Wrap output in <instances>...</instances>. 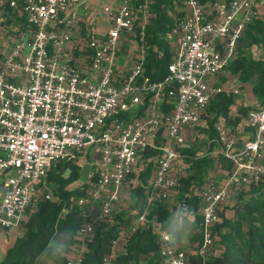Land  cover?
<instances>
[{
	"label": "built area",
	"instance_id": "2783aa9c",
	"mask_svg": "<svg viewBox=\"0 0 264 264\" xmlns=\"http://www.w3.org/2000/svg\"><path fill=\"white\" fill-rule=\"evenodd\" d=\"M88 1L0 0V228L19 227L40 191L53 197L48 175L58 161L92 147L96 168L77 198L78 236L89 234L110 216L143 151L157 147L162 152L136 222L161 234L157 214L149 213L181 184L179 146L225 90L211 78L235 56L258 0H215L210 11L200 0H184L187 13L171 28L174 53L159 79L146 72L144 43L131 62L119 60L137 28L144 40L151 0L104 2L99 16L83 20ZM249 125L245 136L217 125L218 150L232 166L202 190L195 248L202 258L211 253L214 224L231 192L264 188V104L251 110ZM87 249L69 255L68 264H82ZM163 252V264L189 263L182 246ZM109 263L105 256L101 264Z\"/></svg>",
	"mask_w": 264,
	"mask_h": 264
},
{
	"label": "trees",
	"instance_id": "16d2710c",
	"mask_svg": "<svg viewBox=\"0 0 264 264\" xmlns=\"http://www.w3.org/2000/svg\"><path fill=\"white\" fill-rule=\"evenodd\" d=\"M200 1L207 8L211 7L215 0ZM150 6L152 15L146 25L144 40L139 39V28L137 33L131 36L137 37L136 42L139 45L144 43L146 72L152 78L159 79L168 72V63L174 53V46L169 39L171 28L184 18L187 9L184 0H152ZM254 47L261 53L257 54ZM262 52H264V16L255 14L244 29L237 52L227 68L237 74L242 82L252 84V90L260 102L256 105L240 106L239 114L233 116L235 92L226 89L219 92L202 114V119L205 117L207 123L201 128L208 133L204 146L207 143L208 147L199 152L203 146H190L186 140L179 146L180 156L188 165L187 172L180 175L181 184L177 188V194L180 196L181 204L189 206L195 214L197 229L189 240L195 244V247L202 237L199 229L202 222L200 208L202 190L208 182V175L216 168L217 160L225 171L230 170L232 166L231 160L218 150L219 142L216 139L220 136V131L217 125L222 122L228 127L229 132L232 131L237 135H239L238 130H250L251 110L264 104V53ZM146 105L141 106V112ZM158 141L162 143V137H159ZM161 152L162 150L157 147L145 149L141 157L145 165L138 173L134 169L135 166L128 172L126 180L135 176L138 179V183L131 189L135 199L130 202L128 208L111 212L110 219L95 223L94 233L88 241V249L84 252L82 264H101L105 256L113 254L114 244L122 235L126 237L125 250L117 254L114 264H163L164 252L161 250L160 232L154 229L151 223L140 225L136 222L145 207L147 189L157 167L156 157ZM78 160V156L60 160L49 171L48 183L53 184V197L47 198L43 191L39 192L27 210V218L19 226L21 232L6 250L0 264H38L39 261L47 259L45 248L50 240L55 241L61 234L72 233L74 238L68 257L56 261V264H68L70 252L78 240V231L83 221L82 207L77 203V198L90 183V181L79 182ZM238 194L242 204L239 203L234 207V215L226 214L225 205L220 209V219L214 224V244L218 241L221 251L211 252L206 258L194 253L191 259L196 264H264V188L252 184L248 190L240 191ZM169 199L170 197L155 203L149 213L150 217L154 213L157 214L162 229L170 214L176 210L175 206L170 205Z\"/></svg>",
	"mask_w": 264,
	"mask_h": 264
},
{
	"label": "rangeland",
	"instance_id": "374dc122",
	"mask_svg": "<svg viewBox=\"0 0 264 264\" xmlns=\"http://www.w3.org/2000/svg\"><path fill=\"white\" fill-rule=\"evenodd\" d=\"M111 0H101V5H103L104 2H109ZM152 2V0H151ZM94 8L91 9V11H97V7L98 5H93ZM207 10L210 11V7H207ZM255 10H256V14H260L262 16H264V0H258L256 5H255ZM169 39L171 41V44L174 46V39L172 37L171 34H169ZM127 41V42H126ZM126 46V48H125ZM122 56L119 60L122 63L124 60L127 62H131L130 60L132 59V56H136V53L139 52V47H141V45H139L138 42H129L128 40H125L123 46H122ZM175 47V46H174ZM256 50V53H261L259 52L260 50L257 49L256 47H254ZM264 53V52H262ZM222 71V72H221ZM220 73L216 74L214 77H212L211 79H215L217 81V83L221 84L226 90H233L235 92V103L233 105V111L232 114L233 116H237L239 114V107L243 106V105H256L258 104L260 101L257 98V96L254 94L253 90H252V84L250 82L244 83L242 82V80L238 77L237 74H235L232 70H230L229 68H224L223 70H221ZM223 77H225L223 79ZM207 123L206 118L204 117L202 119V121L200 122L199 125H195L194 127H190L187 132H186V143H188L190 146H199L202 147V149H200L199 152H202L206 149V147H208V144L205 143V140L208 139V133L207 131H204L201 127L204 126V124ZM218 125L223 126V128L228 131V127H225L223 125V123H219ZM230 127V126H229ZM242 128V127H240ZM239 135H246L247 131H242V129L239 131H237ZM231 133H233L231 131ZM94 150L92 147L86 148L84 152L81 153V155L79 156V163H80V178H79V182L82 181H89V173L91 171H94L96 166L93 164L94 163ZM145 165V162L142 158H139L137 164H135V171L138 173L139 170ZM176 168L179 171V173H186V166L188 165V163L186 162V160L183 157H179L177 159L176 162ZM68 173V171H67ZM208 180L215 178L218 180V183H220L225 177H226V171L221 167V165L219 164V161L217 160V165L216 168H214L213 170H211L210 174L208 175ZM153 178V177H152ZM138 183V179L137 177H132V178H128L125 182V186L123 189V192L120 196V199L114 204V208L112 210V212L115 210H120L121 208H128L130 206V202L132 200L135 199L134 193L131 192L132 186H134V184ZM51 190L54 194V190H53V184L51 185ZM247 194V193H244ZM239 194L238 192H231V194L225 199L224 202V206L226 205L227 210H226V214L228 216H233L234 215V207L239 204L241 202L240 198L238 197ZM247 196V195H246ZM247 198V197H246ZM169 203L171 206H175L174 208L177 210L179 206H181V199L179 194H177V190H173L171 192L170 195V199H169ZM242 204V203H240ZM135 211V210H133ZM110 219V216L107 218V220ZM4 229V228H2ZM21 232V227H17V228H13L12 231H10V233H12L14 236L12 238V240L10 241L9 239H7V241L5 242L4 246L2 244V247L8 246V245H12L14 243L15 237L17 234H19ZM94 233V230L91 231L89 234L87 235H79L78 236V240L77 242L73 245L72 251L70 253V256H77L79 254L82 253V251L84 249L87 248L88 244V238L92 237ZM10 241V242H9ZM126 243V237L124 235H122L114 244V252L111 256H109V264H114V260L115 257L117 256L118 253L122 252L125 250V244ZM220 243L218 241H216V244H214L211 252L213 253H218L221 251L220 248ZM183 248H185V250L187 251L188 257H189V263L188 264H196L195 262L192 261L191 256L194 255L195 253V244L192 243L191 241H189L186 245L183 246ZM1 249V248H0ZM8 249V248H7ZM6 249V250H7ZM5 252V251H4ZM206 258V257H205ZM42 264H51L50 260L48 259H44L42 261H39ZM144 264V263H143Z\"/></svg>",
	"mask_w": 264,
	"mask_h": 264
},
{
	"label": "clouds",
	"instance_id": "9594fccd",
	"mask_svg": "<svg viewBox=\"0 0 264 264\" xmlns=\"http://www.w3.org/2000/svg\"><path fill=\"white\" fill-rule=\"evenodd\" d=\"M197 229L195 214L187 205H181L174 210L163 226L160 235L161 250L166 248H178L186 245ZM74 238L72 233L61 234L55 241L50 240L45 248L46 258L51 264L68 257L71 242Z\"/></svg>",
	"mask_w": 264,
	"mask_h": 264
},
{
	"label": "crops",
	"instance_id": "0c3cea01",
	"mask_svg": "<svg viewBox=\"0 0 264 264\" xmlns=\"http://www.w3.org/2000/svg\"><path fill=\"white\" fill-rule=\"evenodd\" d=\"M111 1L112 2H119V0H111ZM101 4H102L101 3V0H89L88 3L85 4V6L83 7V9L81 10L83 20H85L86 18H88L90 16H93V14L99 16L100 15L99 14V11H100V8H101ZM93 5H98L97 11H91V9L94 8ZM121 57H123L122 54H121ZM82 182H85V181H82ZM27 214L28 213H26V215H25V219L27 218ZM12 230H13V228H9V229H6V228L2 229V228H0V239H1V242H2L3 246H4L5 242L7 241V239H9L11 241L12 238L15 236V235L12 236L13 234L10 233V231H12ZM1 242H0V248H1L0 249V261L2 260V258L5 255L6 249L9 246H11V245H8V246L5 245V247H2Z\"/></svg>",
	"mask_w": 264,
	"mask_h": 264
}]
</instances>
